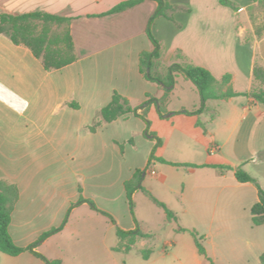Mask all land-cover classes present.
<instances>
[{
    "label": "crops",
    "instance_id": "0c3cea01",
    "mask_svg": "<svg viewBox=\"0 0 264 264\" xmlns=\"http://www.w3.org/2000/svg\"><path fill=\"white\" fill-rule=\"evenodd\" d=\"M122 1L0 0V11L43 10L73 17L70 29L78 56L63 68L46 70L30 48L0 35V181L19 188L9 227L14 241L23 247L37 242V251L65 264H94L91 250L111 253L121 243L107 244L108 229L136 228V216L126 208L125 182L140 169L144 190L164 202L177 219L169 221L165 210L143 189H137L133 199L144 194L164 211L165 223L180 232L190 233L180 228L194 229L208 242L218 237L241 239L240 256H260L264 224L254 225L251 214L258 188L238 181L235 170L246 168L264 188V172L254 169L264 165V104L238 95L209 99L220 102L209 107L207 101L201 114L181 113L199 108L202 98L191 86L198 101L174 106L175 89L180 79H187L179 75L161 116L160 105L149 103L148 95L160 98L164 90L139 68L141 52L153 49L147 29L158 2L144 0L122 12L101 15ZM230 1L238 10L220 0H170L173 18H155L151 29L162 44L166 67L186 58L217 78L231 74L233 89L247 92L256 59L264 62V37L242 39L254 42L261 56H253L246 68L241 67L236 62L235 29L242 37L245 27L240 23L245 19L239 16L245 13L247 20L255 2ZM227 60L236 63L226 66ZM114 91L128 97L140 112L147 108L149 129L141 117L128 114L90 130ZM154 149L156 158L167 162L154 159L149 164ZM218 165L233 169L222 171ZM100 210L112 214L117 223ZM156 214L159 222L161 214ZM136 219L151 233L146 218ZM55 227L60 229L38 241ZM154 239L138 243L151 247ZM0 264L45 262L30 251L17 256L0 252Z\"/></svg>",
    "mask_w": 264,
    "mask_h": 264
},
{
    "label": "trees",
    "instance_id": "16d2710c",
    "mask_svg": "<svg viewBox=\"0 0 264 264\" xmlns=\"http://www.w3.org/2000/svg\"><path fill=\"white\" fill-rule=\"evenodd\" d=\"M144 0H125L110 10L101 15H109L122 12L134 5L139 4ZM158 8L150 19L147 33L152 41L153 49L151 51H143L139 56V68L143 76L154 83L160 85L164 90V95L160 98L148 95V102L158 103L159 113L163 116L166 113L165 104L169 95L176 83V77L183 75L185 78L191 80L197 87L202 104L199 108L194 110H183L181 113L187 114H201L206 109V102L209 99H223L234 97L238 95H245L252 97L257 102L264 104V62L257 58L253 68V80L251 89L247 92H236L232 86V75L225 74L221 78H217L207 68L198 65L186 58L177 61L166 67L163 63V48L161 42L152 32L151 26L153 20L158 17L173 18L174 5L170 0H156ZM223 5L229 6L234 10H238L235 3L230 0H220ZM255 4L249 7V10L254 7H264V0H254ZM73 17L63 16L59 14L50 13L43 10H34L24 13H10L0 11V35L8 36L13 43L17 45H24L30 48L33 54L42 61L46 70H55L63 68L78 58L74 38L71 33L70 23ZM256 38L264 37L263 27H258L255 33ZM254 39H244L250 41ZM181 57V54L178 55ZM164 84V85H162ZM78 106V104H74ZM134 114L141 117L147 124L149 129L150 120L147 118V108L142 112L138 107H133L128 97L124 96L118 91H114L111 101L100 110V119H98L89 128L91 131H96L103 123H110L122 116ZM161 141H158V146ZM156 149V148H155ZM155 149L150 155L149 164L152 160L158 159L162 162H167L164 158H156ZM222 171L233 169L229 165H218ZM143 171L138 169L133 174L132 178L125 182L126 195L128 202L131 205L132 213L134 209L133 194L137 189H143L140 184ZM235 176L240 182H252L258 188V201L251 207L252 221L254 225L264 224V188L260 185L258 179L247 172L241 166L235 170ZM145 193L160 207H162L169 221L177 219V214L171 210L164 202L157 199L149 191L144 190ZM19 199V188L16 184L8 181H0V252L17 256L25 251H30L37 257L41 258L45 264H65L61 259H52L45 256L43 253L36 250L37 242L27 247L19 246L14 241L9 227L12 220V214L16 203ZM84 198L81 197L80 201ZM92 206L96 208L95 204L91 202ZM113 223H117L116 219L109 212L100 210ZM136 228L133 230H125L117 226V235L121 239V243L115 250H123L129 252L134 248L141 239H153L154 235L150 232L144 231L138 220L135 217ZM60 228L55 227L44 232L38 241L46 239L51 234L57 232ZM181 230H188L193 235L196 247L200 255L207 258L210 264H216L208 255L204 245L205 237L199 234L196 230L180 228ZM153 247L140 248L139 252L143 258L148 259L153 253ZM259 263L264 264V253L259 256Z\"/></svg>",
    "mask_w": 264,
    "mask_h": 264
},
{
    "label": "rangeland",
    "instance_id": "374dc122",
    "mask_svg": "<svg viewBox=\"0 0 264 264\" xmlns=\"http://www.w3.org/2000/svg\"><path fill=\"white\" fill-rule=\"evenodd\" d=\"M240 19H245L241 22V26L245 27L244 33L238 36V30L235 29V53L236 62L241 67L246 68L250 64V60L253 56H261L260 51L254 42L245 43L244 39H256L255 33L258 27L264 29V7H254L248 11V18L246 20V14L242 13L239 16ZM161 35H164L163 27ZM156 35V34H155ZM158 37V36H157ZM243 39V40H242ZM236 62L226 61V66L233 65ZM187 80V79H186ZM180 79L179 85L176 87V94L173 97V105L178 107L182 104L190 105L194 101H198V94L192 91L191 86L195 88V84L191 80ZM220 101L210 100L208 101L209 107H215ZM206 118V114L203 115ZM206 154L210 155V152L206 150ZM199 158V156H198ZM264 165H254V169L258 173H263ZM246 169V168H245ZM228 178H232L233 173H228ZM223 180V179H222ZM224 180H228L227 178ZM165 197V196H164ZM169 199V198H166ZM171 202V200H169ZM128 212L132 213V207L127 201L126 205ZM149 206V207H148ZM133 216L144 217L150 223L151 233L154 234L155 239L151 244L155 251L149 259L143 258L139 249L146 247L139 242L129 252L123 250H114L113 252H95L91 250L90 261L94 264H210L205 257L198 254L193 236L188 232H180L175 229L174 224H167L164 221V211L156 206L148 197L144 194H140L139 198L134 200ZM161 218L158 222V214ZM157 220V221H156ZM184 221V219H182ZM110 225V224H109ZM117 228L111 227L107 230L106 239L107 244H117L121 241L118 237ZM213 242V243H212ZM208 242L204 240V245L207 248L208 256L216 264H260L259 256H240L237 250H241L243 242L241 239L237 240L235 237H218ZM171 243V245H168ZM198 254V255H197ZM248 255V254H247ZM88 258V257H87ZM86 259V257H85ZM89 261V260H87Z\"/></svg>",
    "mask_w": 264,
    "mask_h": 264
},
{
    "label": "built area",
    "instance_id": "2783aa9c",
    "mask_svg": "<svg viewBox=\"0 0 264 264\" xmlns=\"http://www.w3.org/2000/svg\"><path fill=\"white\" fill-rule=\"evenodd\" d=\"M217 149V146L212 147V151H215Z\"/></svg>",
    "mask_w": 264,
    "mask_h": 264
},
{
    "label": "water",
    "instance_id": "95a60500",
    "mask_svg": "<svg viewBox=\"0 0 264 264\" xmlns=\"http://www.w3.org/2000/svg\"><path fill=\"white\" fill-rule=\"evenodd\" d=\"M162 85H164V84H162ZM169 114H167V116H168Z\"/></svg>",
    "mask_w": 264,
    "mask_h": 264
}]
</instances>
